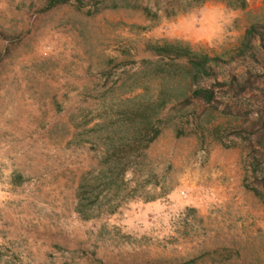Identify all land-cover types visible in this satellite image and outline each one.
Wrapping results in <instances>:
<instances>
[{"label": "rangeland", "instance_id": "obj_1", "mask_svg": "<svg viewBox=\"0 0 264 264\" xmlns=\"http://www.w3.org/2000/svg\"><path fill=\"white\" fill-rule=\"evenodd\" d=\"M0 264H264V0H0Z\"/></svg>", "mask_w": 264, "mask_h": 264}, {"label": "trees", "instance_id": "obj_2", "mask_svg": "<svg viewBox=\"0 0 264 264\" xmlns=\"http://www.w3.org/2000/svg\"><path fill=\"white\" fill-rule=\"evenodd\" d=\"M68 0H46L48 6H53L56 4H61L64 2H67ZM248 32V31H247ZM246 42H249V38L245 37ZM171 45V44H169ZM206 55L201 56L200 59L190 61V67H189V75L191 78V81H196L199 76H203L207 74V70L204 67L205 61L208 59ZM245 85H247V81H244L238 85V90L241 91L245 89ZM190 96L192 98L201 100L205 103H208L213 96L212 90L210 88H196L191 91Z\"/></svg>", "mask_w": 264, "mask_h": 264}]
</instances>
